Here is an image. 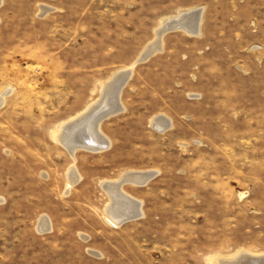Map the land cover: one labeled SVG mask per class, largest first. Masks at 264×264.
<instances>
[{"label": "rangeland", "instance_id": "rangeland-1", "mask_svg": "<svg viewBox=\"0 0 264 264\" xmlns=\"http://www.w3.org/2000/svg\"><path fill=\"white\" fill-rule=\"evenodd\" d=\"M195 8L199 34L159 39L163 21ZM127 67L123 110L100 123L109 145L70 153L55 133ZM4 91L0 264L264 254V0H2ZM161 116L164 130L153 125ZM151 170L123 185L140 217L109 224L104 184Z\"/></svg>", "mask_w": 264, "mask_h": 264}, {"label": "bare ground", "instance_id": "bare-ground-1", "mask_svg": "<svg viewBox=\"0 0 264 264\" xmlns=\"http://www.w3.org/2000/svg\"><path fill=\"white\" fill-rule=\"evenodd\" d=\"M1 2L2 0H0V4ZM202 13V8H195L183 12L178 17L173 16L172 18L166 20L164 19L165 21H163L164 23L162 27L159 29V31H157L159 39L162 38L164 33L178 28H183V30L185 29V31H188L192 34H199ZM149 53H151V51H149L147 54ZM131 72V68L128 67L116 72V74L113 75L109 81H107L105 84L103 83V91H101L102 94H100V96L102 95L101 98H97L99 99L98 101L96 99V102L92 103L82 113L80 112V114L71 119V121L62 125L61 128L55 133V139L59 141L64 147H66L70 153L78 148L96 151L101 148L104 149L109 145V140H107V137L102 133L100 128V123L105 120L101 119V114L104 111H116V113H119L121 110H123L124 106H122L120 100L121 92L128 81L127 76L129 75L130 78ZM7 93L8 91H4L0 95V104L4 103ZM153 125L159 130H164L170 126V121L165 116H161L154 120ZM69 173L70 174L68 177L69 181L71 182L69 186L71 187V184L78 180L79 175L76 170H74V167ZM152 176H154V172L152 170L129 171L124 173L116 182L103 183L104 188L110 197V203L106 208L105 214V218L109 224L117 227L128 220L140 217L142 214L141 202L129 195L123 189V185L127 182H134L135 184L145 183ZM48 229H50V223L48 220H45L41 225V230ZM212 264H264V254L254 255L243 252L234 259H220L218 261L212 262Z\"/></svg>", "mask_w": 264, "mask_h": 264}, {"label": "water", "instance_id": "water-1", "mask_svg": "<svg viewBox=\"0 0 264 264\" xmlns=\"http://www.w3.org/2000/svg\"><path fill=\"white\" fill-rule=\"evenodd\" d=\"M151 54L149 53V54H146V55H144L143 57H142V59L141 60H145L148 56H150ZM129 79V75L127 76V80ZM113 114H116V111L114 112V111H111V112H102V114H101V119H106V118H108L109 116H111V115H113Z\"/></svg>", "mask_w": 264, "mask_h": 264}]
</instances>
